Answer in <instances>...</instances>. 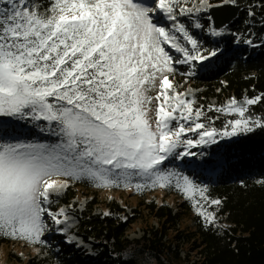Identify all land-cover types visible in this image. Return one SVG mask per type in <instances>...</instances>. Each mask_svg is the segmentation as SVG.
Wrapping results in <instances>:
<instances>
[{"label": "snow or ice", "instance_id": "1", "mask_svg": "<svg viewBox=\"0 0 264 264\" xmlns=\"http://www.w3.org/2000/svg\"><path fill=\"white\" fill-rule=\"evenodd\" d=\"M180 2L154 0L152 7L140 0H51L41 13L31 0H0V118L31 121L58 137L49 145L0 135V237L43 243L45 214L56 225L68 219L63 209L45 207L52 193L68 187V179L137 192L174 186L206 224L215 222L206 205L221 201L161 166L194 147L217 143V137L264 128V121L245 115L264 97L242 104L231 99L214 109L239 117L223 131L200 122L204 112L170 80L175 64L208 58L178 22ZM192 11L179 8L180 15ZM157 12L173 22L171 29L154 22ZM168 49L182 58L174 59ZM188 133L198 139L186 138ZM136 178L143 182L133 183Z\"/></svg>", "mask_w": 264, "mask_h": 264}, {"label": "trees", "instance_id": "2", "mask_svg": "<svg viewBox=\"0 0 264 264\" xmlns=\"http://www.w3.org/2000/svg\"><path fill=\"white\" fill-rule=\"evenodd\" d=\"M223 1L207 0V3ZM229 1L240 4L241 10L227 26H232L227 39L222 43L212 40L213 27L209 19L199 22L200 37L197 32L193 33L201 55L221 52L220 60L213 61L215 67L201 69L197 64L191 67L177 64L171 76L174 80L179 78L178 84L186 82L202 91L199 101L205 107H196L204 112L202 123L207 120L224 125L225 119L217 118L223 113L214 109L225 106V100L235 99L242 104L245 98L264 97V0ZM50 2L36 1L44 11ZM236 44L241 47L236 49ZM227 52H231L230 55L224 56ZM211 97L220 103L209 105ZM245 115L264 121V99L248 106ZM2 129L14 131L13 126ZM226 147L230 154L227 167L215 171L213 179L209 178V182H213L212 195L221 201L215 208L213 224H206L199 215L189 217L190 208L183 203H179L175 212L173 206L154 202L138 203L127 212L125 206L114 202L104 204L99 215L88 206L75 215L76 235L91 245L94 254L69 242L58 232L46 237L49 243L43 258H30L23 264H186L180 259L177 248L170 247L172 235L175 241L181 236L186 238L187 248L201 256L198 264H264V128L253 126L251 132L240 134ZM73 197L65 192L57 200V211L63 206L69 207ZM47 208L54 210L52 206ZM185 217L191 220L190 227L194 226L186 233L181 228L176 229L180 219ZM50 223L55 224L52 220ZM134 226H139L143 236L128 239L127 233Z\"/></svg>", "mask_w": 264, "mask_h": 264}, {"label": "rangeland", "instance_id": "3", "mask_svg": "<svg viewBox=\"0 0 264 264\" xmlns=\"http://www.w3.org/2000/svg\"><path fill=\"white\" fill-rule=\"evenodd\" d=\"M37 0H31L33 6L38 7L41 13H44V10H41L36 3ZM230 3L229 0H224ZM146 4V6L154 7V0H140ZM210 6L207 3V0H181L180 5L177 6V20L179 23L183 24L185 28L188 30L189 34L193 36L195 32H197L198 37H200V27L197 28L195 25L203 20H207L208 18V7ZM192 8L193 11L187 15H180L179 8ZM196 8H201L202 10L196 12ZM154 22H156L159 26H164L168 29L172 28L173 22L168 20L163 14L155 13ZM209 17V16H208ZM230 25V24H229ZM232 31V26L224 27L222 30H218L217 32H221V35H212V40L216 43H222L223 40L227 39L230 36V32ZM179 36V34L177 33ZM180 42L190 50L191 45H187L183 38H180ZM238 44H236L235 48H240ZM170 54L174 57V59H181L182 55L180 53H176L174 50L168 49ZM216 55L212 56L211 53L207 55V59L202 61H193L191 64H186L191 67V65L197 64V66L201 69H205L206 67H213L215 62L214 60L219 59L220 51H215ZM180 57V58H179ZM177 64L174 65V68ZM193 66V67H194ZM179 77V76H178ZM175 90L181 94H184L186 98L192 99L194 101V108L200 105V107H205L199 101V94L202 92L199 89H195L190 85H187L186 82L181 84L176 83L179 78L174 80L170 77ZM155 91L151 92L150 95L155 96ZM218 102L217 98L211 97L209 99V105H216ZM229 102L225 100L224 103ZM220 103V102H218ZM226 105V104H225ZM155 108V102L152 105ZM207 107V106H206ZM220 113V112H219ZM222 115V116H221ZM225 119V124H215L214 122L209 123L205 120L204 124L209 127H214L218 131H223L225 126L230 120L238 119L239 117L235 114H219L217 116L218 119ZM0 121H3L2 126L0 127H12L14 131L10 132L9 130H5L0 132V135H4L5 139L11 140L13 142L19 140L24 142H35V143H44V144H55L58 143V137L48 135L46 132H41L39 128L34 126L31 121H17L11 118H0ZM222 121V120H221ZM40 124L44 125L45 122L41 121ZM230 130V129H229ZM245 132H239L234 137H225L220 138L217 137V143L201 145L199 147H194L190 149V155L184 156L182 158L177 159L175 156L170 157L168 160L164 162L161 166L164 170H171L174 172H178L181 175L188 176L196 185L199 187L207 188V196L209 199L215 200V196L212 195L211 186L212 183L209 182V178L213 179L215 171H219L227 167L228 161L227 157L230 155L227 153L226 145L235 139H237L240 134ZM186 138L189 139H198L196 133H188ZM185 149L183 147L178 148L177 152H182ZM233 151L231 152V154ZM143 182L139 180V178L134 179L133 183ZM68 187L62 191L57 193H52L50 195L51 203L47 206H52L53 212H58L56 207L58 205V199L64 195L65 192L73 195V199L71 201V205L69 207L63 206L61 209L64 210L68 219L65 223L61 225L53 224L51 225V218L45 214L44 221L48 226L45 234L41 237L43 243L41 244H28L23 240H13L10 238L0 237V264H23L26 263L30 258L40 259L46 255V245L49 243L48 238H46L51 233H62L65 237L68 238L69 242H75L78 247L84 248L86 251H89L90 254H94V251L91 249V245L88 242H84L80 237L76 235L77 228V218L76 213L82 212L85 209L92 208L93 212L99 215L104 207V204L114 203L116 202L120 207L125 206L127 212H131L134 206L138 203L142 202H154L155 204L173 206L175 210H178L179 203H183L190 208V215H197L196 210L193 207V201L187 199L179 190H177L174 186L167 187L161 189L159 187L154 189L145 188L140 192H137L133 189H125L124 187H110V188H98L93 185L91 181L88 180H67ZM199 196L197 195V200ZM206 208L210 212H214L216 205H206ZM188 218H181L180 220V228L186 233L190 228H194V226L190 227L191 220ZM64 218H62L63 220ZM52 226V227H51ZM128 239H138L141 238L142 232L139 229V226L131 227L127 233ZM173 239V235L171 236V240ZM187 243L185 244L186 249L188 250ZM191 261L196 262L198 260V256L191 254ZM153 264V263H152Z\"/></svg>", "mask_w": 264, "mask_h": 264}, {"label": "water", "instance_id": "4", "mask_svg": "<svg viewBox=\"0 0 264 264\" xmlns=\"http://www.w3.org/2000/svg\"><path fill=\"white\" fill-rule=\"evenodd\" d=\"M240 10V4H233L227 1H223L221 4H210L208 7V19L211 20L213 30H222L228 26L236 19Z\"/></svg>", "mask_w": 264, "mask_h": 264}, {"label": "built area", "instance_id": "5", "mask_svg": "<svg viewBox=\"0 0 264 264\" xmlns=\"http://www.w3.org/2000/svg\"><path fill=\"white\" fill-rule=\"evenodd\" d=\"M155 226L157 227L156 224H155ZM178 228H180L179 224H177L176 229H178ZM166 241H168L167 238H166ZM185 244H186V238L181 236L179 240L175 241V239H173L171 244H170V247L173 250H175L177 248V252H178V255H179L180 259L183 260L184 262H186V264H198L199 261L201 260L200 254L197 251L191 250L189 248H188V250H190L192 252L184 250V249H186V248H184ZM191 254L198 256V260L196 262H193V261L190 260L191 256H192Z\"/></svg>", "mask_w": 264, "mask_h": 264}]
</instances>
